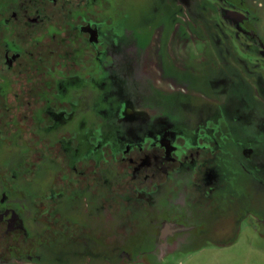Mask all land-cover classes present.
<instances>
[{"label":"flooded vegetation","instance_id":"af4514ba","mask_svg":"<svg viewBox=\"0 0 264 264\" xmlns=\"http://www.w3.org/2000/svg\"><path fill=\"white\" fill-rule=\"evenodd\" d=\"M123 1L0 0V144L8 148L0 154L7 174L0 190V264L36 262V244L51 248L63 236L75 241L84 229L79 202L87 197L121 219L146 206L151 215L162 211L156 237L164 247L176 234L205 231L206 210L216 220L224 201L238 209L234 197L226 199L232 194L220 173L222 157H235L254 185L258 177L264 183V37L257 32L264 0H216L233 45L260 69L242 58L251 78L239 66L233 75L222 73L219 89L194 91L200 98L184 108L193 114L179 120L130 82L139 65L124 60L116 49L120 39L110 35L112 11L123 9ZM240 56L231 48L223 61L233 68ZM14 136L26 139L20 153L10 152ZM40 171L41 192L32 187L28 194ZM176 175L185 177L181 199L172 203L174 185L165 197L173 206L162 209L160 185L172 186ZM26 195L44 222L38 243L19 201ZM244 195L247 203L231 222L256 215L252 190Z\"/></svg>","mask_w":264,"mask_h":264},{"label":"rangeland","instance_id":"374dc122","mask_svg":"<svg viewBox=\"0 0 264 264\" xmlns=\"http://www.w3.org/2000/svg\"><path fill=\"white\" fill-rule=\"evenodd\" d=\"M183 1L124 0L123 9L115 7L112 11L116 21L110 29L113 39H120L121 47L116 49L126 54L124 60H130L133 67L139 65V76H131L130 82L143 86L147 99L155 100L158 109L177 120L189 119L193 114L184 108L185 101L200 98L194 91L207 88L215 92L219 89L215 83L222 78V73L233 75L235 67L239 66L242 74L251 78L246 65L248 62L250 68L260 69L252 65L254 59L247 61L248 56L234 46L232 29L219 14L218 1ZM261 16L257 32L264 37V11ZM231 48L244 55L236 61L234 69L226 65V60L223 61L228 59ZM94 95L99 97L97 92ZM25 143L26 139L14 136L10 152L21 151ZM7 149L1 141L0 154H6ZM222 159L224 167L220 173L228 183L227 191L232 194L226 199L234 197L238 201L235 203L238 209L226 200L216 207L215 211L224 212L216 220L217 214L206 210L202 217L206 219L201 225L205 231L176 234L168 238V246L161 247L156 236L162 221L159 212L162 211L151 215L152 210L148 211L146 206L145 212L131 214L129 220L121 219L109 210L99 208L87 197L79 202L81 210L86 212L79 216L85 230L79 229V236L72 242L68 241V236H63L52 241L51 248L36 244V255H32L36 262L28 264H264V183L259 182L258 177L257 186L254 185L249 175L238 169L235 157ZM5 171L0 169V190L7 176ZM43 174V171L37 172L36 181L28 182V194L32 187L41 192ZM169 182L161 183L158 194V203L163 204L162 209L168 210L173 205L165 200L166 195L171 187L177 185L176 194L172 197L175 198L185 184V177H173L172 186ZM248 188L252 190L251 202L256 215H240V219L231 222L229 216L235 219L234 216L247 203L244 190ZM27 197H21L19 201L28 207V227L35 228L31 236L38 243L35 233L40 234L44 222L40 211L33 207V197ZM180 197L178 195L172 203ZM89 205L91 209L88 212ZM195 220L192 219L193 222Z\"/></svg>","mask_w":264,"mask_h":264},{"label":"crops","instance_id":"0c3cea01","mask_svg":"<svg viewBox=\"0 0 264 264\" xmlns=\"http://www.w3.org/2000/svg\"><path fill=\"white\" fill-rule=\"evenodd\" d=\"M28 264V263H27Z\"/></svg>","mask_w":264,"mask_h":264}]
</instances>
